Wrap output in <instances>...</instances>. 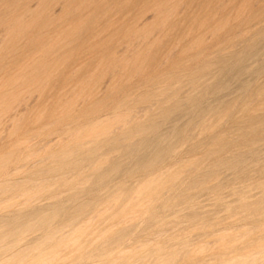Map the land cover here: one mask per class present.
<instances>
[{"label": "rangeland", "instance_id": "obj_1", "mask_svg": "<svg viewBox=\"0 0 264 264\" xmlns=\"http://www.w3.org/2000/svg\"><path fill=\"white\" fill-rule=\"evenodd\" d=\"M0 166V264H264V0H0Z\"/></svg>", "mask_w": 264, "mask_h": 264}, {"label": "bare ground", "instance_id": "obj_2", "mask_svg": "<svg viewBox=\"0 0 264 264\" xmlns=\"http://www.w3.org/2000/svg\"><path fill=\"white\" fill-rule=\"evenodd\" d=\"M37 1H38V0H37ZM43 2H44V1H43ZM159 2H160V1H159ZM159 2H158V3H159ZM158 3H157V5L162 4V3H163V5H164V1H163L162 3H159V4H158ZM167 3H168V2H167ZM154 4H155V3H154ZM151 5H152V4H151ZM155 5H156V4H155ZM167 5H168V4H167ZM153 6H154V5H153ZM153 6H151V7H153ZM165 6H166V5H165ZM151 7H150V8H151ZM162 7H163V6H162ZM168 7H169V6H168ZM154 8H155V6L152 8V10H153ZM157 8H158V6H157ZM157 8H156V10H157ZM162 9H163V8H162ZM166 9H168V8H166ZM166 9H165V10H166ZM141 10H142V9H141ZM153 11H154V10H153ZM160 11H161V10H160ZM162 11H163V13H165L164 10H162ZM158 13H159V10H158L157 14H158ZM161 14H162V13H161ZM20 15H22V14H20ZM159 15H160V14H159ZM158 18H159V17H158ZM22 21H23V20H22ZM135 21H136V20H135ZM129 23H130V22H129ZM160 26H161V25H160ZM132 27H133V26H132ZM118 28H119V27H118ZM133 29H134V28H133ZM137 29H138V28H137ZM137 29H136V30H137ZM4 30H5V29H4ZM159 30H160V29H159ZM134 31H135V30H133V32H134ZM127 32H128V31H127ZM131 32H132V31H131ZM138 32H139V31H138ZM138 32H137V33H138ZM128 34H130V33H128ZM126 35H127V34H126ZM130 35H131V34H130ZM133 35H134V34H133ZM138 35H139V33H138ZM135 36H137V35H135ZM135 36H134V37H135ZM130 37H131V36H130ZM134 37H133V38H134ZM124 38H125V37H124ZM136 39H137V38H136ZM136 39H135V40H136ZM52 40H53V39H52ZM123 40H124V39H123ZM131 41H132V40H131ZM133 42H134V41H133ZM49 43H50V42H49ZM97 46H98V45H97ZM41 47H42V46H41ZM125 53H126V52H125ZM106 56H107V55H106ZM124 56H125V55H124ZM126 61H127V60H126ZM35 63H36V62H35ZM108 63H109V62H108ZM133 69H134V68H133ZM113 74H114V73H113ZM20 77H21V76H20ZM26 77H27V76H26ZM99 79H100V78H99ZM26 83H27V82H26ZM90 83H91V82H90ZM38 84H39V83H38ZM80 92H81V91H80ZM79 94H80V93H79ZM74 100H75V99H74ZM74 100H73V101H74ZM78 100H79V99H78ZM85 103H86V102H85ZM108 115H109V114H108ZM88 120H89V119H88ZM122 120H123V119H122ZM82 121H83V120H82ZM89 121H90V120H89ZM124 121H125V120H124ZM121 123H122V121H121ZM123 125H124V124H123ZM120 127H121V126H120ZM120 127H119V128H120ZM117 128H118V127H117ZM95 130H96V129H95ZM113 130H114V129H113ZM87 132H88V131H87ZM88 133H89V132H88ZM91 133H92V132H91ZM69 134H70V133H69ZM76 134H77V133H76ZM99 134H100V133H99ZM71 135H73V134H71ZM88 136H89V135H88ZM96 136H97V135H96ZM83 137H84V136H83ZM67 138H68V137H67ZM78 138H79V137H78ZM91 138H92V137H91ZM71 140H72V139H71ZM44 147H45V146H44ZM21 148H22V147H21ZM15 151H16V150H15ZM15 151H14V152H15ZM17 152H18V151H17ZM20 152H21V151H20ZM37 152H38V151H37ZM54 152H55V151H54ZM63 153H64V152H63ZM65 153H66V152H65ZM59 156H60V154H59ZM5 157H6V156H5ZM51 157H52V156H51ZM63 158H64V157H63ZM66 159H67V158H66ZM4 161H5V160H4ZM9 162H10V161H9ZM64 162H65V161H64ZM60 164H61V163H60ZM0 167H1V166H0ZM65 167H67V166H65ZM24 170H25V169H24ZM46 171H48V170H46ZM42 172H43V171H42ZM12 187H13V186H12ZM12 189H13V188H12ZM14 192H15V191H14ZM20 196H21V195H20ZM27 201H28V199H27ZM138 211H139V210H138Z\"/></svg>", "mask_w": 264, "mask_h": 264}]
</instances>
